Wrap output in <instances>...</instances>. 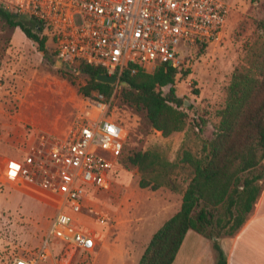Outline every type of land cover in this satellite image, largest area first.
I'll return each mask as SVG.
<instances>
[{
    "label": "rangeland",
    "instance_id": "rangeland-1",
    "mask_svg": "<svg viewBox=\"0 0 264 264\" xmlns=\"http://www.w3.org/2000/svg\"><path fill=\"white\" fill-rule=\"evenodd\" d=\"M223 1L228 11L220 37L185 52L175 68L174 93L186 114L181 130L166 136L156 129L146 131L144 110L122 98L123 86L111 85L109 111L126 131L121 162L108 189L90 190L88 208L77 218L92 230L95 245L88 251L65 252L53 239L50 255L35 264H135L150 235L178 211L190 176L179 163L181 152L199 154L213 138L233 69L246 66L264 41V0ZM185 69L189 73L181 75ZM86 78L75 65L55 62L47 36L42 52L0 17V158L16 156L37 130L66 131L83 109L78 87ZM136 150L156 151L174 163L156 172V182H150L157 183L154 189L139 187L140 173L122 161ZM53 212L51 205L0 184V264L34 256Z\"/></svg>",
    "mask_w": 264,
    "mask_h": 264
},
{
    "label": "built area",
    "instance_id": "built-area-1",
    "mask_svg": "<svg viewBox=\"0 0 264 264\" xmlns=\"http://www.w3.org/2000/svg\"><path fill=\"white\" fill-rule=\"evenodd\" d=\"M0 8L34 21L55 59L101 66L117 82L123 72L177 68L185 52L220 37L228 11L223 0H0ZM110 100L100 92L83 96L66 131L37 130L16 156L0 158V184L54 209L34 256L11 264L45 259L53 239L65 252L94 247L92 230L77 218L90 190L108 189L119 166L126 131Z\"/></svg>",
    "mask_w": 264,
    "mask_h": 264
},
{
    "label": "trees",
    "instance_id": "trees-1",
    "mask_svg": "<svg viewBox=\"0 0 264 264\" xmlns=\"http://www.w3.org/2000/svg\"><path fill=\"white\" fill-rule=\"evenodd\" d=\"M0 17L7 25L17 26L44 52L46 35L36 34L40 30L34 21L1 8ZM74 65L87 77L78 87L82 96L94 92L109 95L112 86L95 80L97 73L104 72L101 66ZM175 73V68L158 64L151 72L120 74L119 80L128 83L120 89L122 98L144 110L146 131L156 129L166 136L183 128L186 114L179 109L183 101L174 93ZM188 73L185 69L181 75ZM217 116L214 136L199 154L186 149L181 152L179 163L189 169L190 176L179 209L150 235L135 264H170L188 229L210 241L215 264H226L217 239L231 236L242 225L264 180V41L253 50L246 66L233 69ZM122 159L140 173L139 187L151 189L157 186L155 174L174 165L153 150L132 151Z\"/></svg>",
    "mask_w": 264,
    "mask_h": 264
},
{
    "label": "crops",
    "instance_id": "crops-1",
    "mask_svg": "<svg viewBox=\"0 0 264 264\" xmlns=\"http://www.w3.org/2000/svg\"><path fill=\"white\" fill-rule=\"evenodd\" d=\"M217 241L226 264H264V180L242 225L231 236L219 237ZM170 264H215L210 241L191 229L186 230Z\"/></svg>",
    "mask_w": 264,
    "mask_h": 264
},
{
    "label": "water",
    "instance_id": "water-1",
    "mask_svg": "<svg viewBox=\"0 0 264 264\" xmlns=\"http://www.w3.org/2000/svg\"><path fill=\"white\" fill-rule=\"evenodd\" d=\"M55 62L57 64H63L60 60L58 59H55ZM95 80L98 81V82H101V83H106V84H109V85H113L115 83H118L120 86H123V87H128V83L124 80H118L117 82V79H116V76L111 74H107L105 72H99L96 74L95 76Z\"/></svg>",
    "mask_w": 264,
    "mask_h": 264
}]
</instances>
